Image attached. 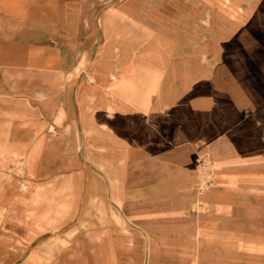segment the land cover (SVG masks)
<instances>
[{
	"label": "crops",
	"instance_id": "0c3cea01",
	"mask_svg": "<svg viewBox=\"0 0 264 264\" xmlns=\"http://www.w3.org/2000/svg\"><path fill=\"white\" fill-rule=\"evenodd\" d=\"M16 158L4 264H264V0H1Z\"/></svg>",
	"mask_w": 264,
	"mask_h": 264
},
{
	"label": "built area",
	"instance_id": "2783aa9c",
	"mask_svg": "<svg viewBox=\"0 0 264 264\" xmlns=\"http://www.w3.org/2000/svg\"><path fill=\"white\" fill-rule=\"evenodd\" d=\"M24 163L21 161L17 163L18 173L22 174L24 171ZM196 176H197V190L200 194L206 193L208 190L216 186L215 182V164L207 154H200L196 159ZM198 205H202L203 201H199Z\"/></svg>",
	"mask_w": 264,
	"mask_h": 264
},
{
	"label": "rangeland",
	"instance_id": "374dc122",
	"mask_svg": "<svg viewBox=\"0 0 264 264\" xmlns=\"http://www.w3.org/2000/svg\"><path fill=\"white\" fill-rule=\"evenodd\" d=\"M1 1V0H0ZM22 162V163H24V159H11L3 168H1L0 169V171H2V172H4L5 174H7V176H9V177H16V178H22L23 176V174H24V171H22V174L20 173H18V170H17V168H16V166H17V163L18 162ZM24 165V167H25V163L23 164ZM2 235V233L0 232V236ZM4 251H7V250H5L4 248H2ZM9 250V249H8ZM10 250H11V248H10ZM4 251H3V253H4ZM3 253L1 254V256H0V264H4L3 262H2V255H3Z\"/></svg>",
	"mask_w": 264,
	"mask_h": 264
},
{
	"label": "bare ground",
	"instance_id": "6f19581e",
	"mask_svg": "<svg viewBox=\"0 0 264 264\" xmlns=\"http://www.w3.org/2000/svg\"><path fill=\"white\" fill-rule=\"evenodd\" d=\"M89 230V229H88Z\"/></svg>",
	"mask_w": 264,
	"mask_h": 264
}]
</instances>
